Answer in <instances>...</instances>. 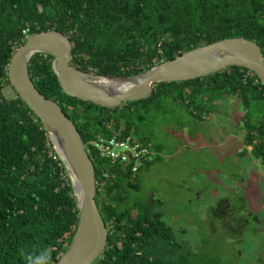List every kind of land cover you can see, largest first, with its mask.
I'll return each mask as SVG.
<instances>
[{
    "label": "trees",
    "instance_id": "1",
    "mask_svg": "<svg viewBox=\"0 0 264 264\" xmlns=\"http://www.w3.org/2000/svg\"><path fill=\"white\" fill-rule=\"evenodd\" d=\"M51 29L70 36L73 64L80 69L133 75L227 37L255 40L264 53V0H0V264H56L79 222L67 168L8 74L16 48L29 35ZM52 58L35 54L30 73L38 89L75 122L93 160L96 199L109 229L107 246L94 264H191L163 212L155 210L154 198L132 194L141 190L140 171L153 161L134 172L132 164L101 156L93 142L121 131L157 155L161 147L141 134L152 118L165 117L172 106L203 117L220 100L237 96L246 110L244 142L264 161L259 77L233 65L195 79L160 82L148 98L105 107L66 94Z\"/></svg>",
    "mask_w": 264,
    "mask_h": 264
},
{
    "label": "rangeland",
    "instance_id": "2",
    "mask_svg": "<svg viewBox=\"0 0 264 264\" xmlns=\"http://www.w3.org/2000/svg\"><path fill=\"white\" fill-rule=\"evenodd\" d=\"M245 112L229 96L203 117L172 106L143 125L161 148L132 194L154 198L191 264H264V161L244 142Z\"/></svg>",
    "mask_w": 264,
    "mask_h": 264
},
{
    "label": "water",
    "instance_id": "3",
    "mask_svg": "<svg viewBox=\"0 0 264 264\" xmlns=\"http://www.w3.org/2000/svg\"><path fill=\"white\" fill-rule=\"evenodd\" d=\"M37 53L52 55V67L63 91L105 107L148 98L157 83L184 81L237 65L250 69L264 85L261 45L246 37H227L194 47L133 75L85 71L73 64L70 36L55 29L29 35L12 55L9 79L23 101L44 124L71 178L79 211L74 237L56 264H94L104 252L108 226L97 203L96 171L83 137L60 103L36 86L30 63Z\"/></svg>",
    "mask_w": 264,
    "mask_h": 264
},
{
    "label": "built area",
    "instance_id": "4",
    "mask_svg": "<svg viewBox=\"0 0 264 264\" xmlns=\"http://www.w3.org/2000/svg\"><path fill=\"white\" fill-rule=\"evenodd\" d=\"M99 154L112 161L132 164V170L138 171L147 161L153 160L157 151L146 145L133 134H121L117 131L113 136L99 135L93 142Z\"/></svg>",
    "mask_w": 264,
    "mask_h": 264
}]
</instances>
